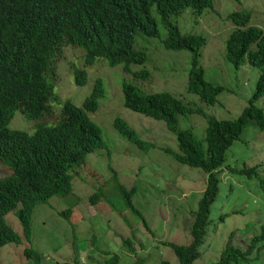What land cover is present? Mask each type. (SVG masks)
I'll use <instances>...</instances> for the list:
<instances>
[{
  "label": "rangeland",
  "instance_id": "374dc122",
  "mask_svg": "<svg viewBox=\"0 0 264 264\" xmlns=\"http://www.w3.org/2000/svg\"><path fill=\"white\" fill-rule=\"evenodd\" d=\"M196 16L186 8L181 16L172 17L183 34L205 37L199 53L204 79L224 88L216 102L209 104L190 94L189 73L193 52L188 49L169 50L161 40L167 28L157 23L158 37L136 35L134 46L146 53L143 65L111 67L107 60L97 58L87 64L81 50L64 46L56 62L53 79L47 78L61 102L81 107L101 82L104 94L95 101L97 109L89 117L99 126L103 144L88 152L79 166L69 171L70 190L64 196H53L39 203L30 215L31 234L22 233V225L14 211L5 214V221L20 236V243H7L0 248V264H34L24 256L26 248L41 253V264H105L111 256L117 264H177L174 252L166 245H186L192 241V225L199 198L207 186L208 174L173 160L162 147H177L176 133L161 119L144 116L124 106L122 84L134 85L144 94L168 93L193 108V113L179 116V127H191L205 145L207 116L236 119L248 104L256 88L259 70L242 66L236 70L226 58V39L234 28L229 14L250 11L248 25L264 33V0H212ZM141 70L146 79L133 78ZM83 74L85 82L77 85L74 72ZM264 113V95L256 101ZM55 103L52 113L30 119L19 110L8 126L32 131L37 121L54 122L60 115ZM122 118L144 141L138 147L114 127L115 118ZM243 167L254 168L248 176ZM234 169L235 172H230ZM219 192L211 205V228L206 230L201 256L194 264L218 262L225 244L240 252H249L242 264H264V130L250 120L238 138L228 147L221 166ZM10 174L0 165V177ZM117 181L127 189L134 188L131 203L137 215L118 196ZM94 192L101 195L91 201ZM70 210L68 216L61 212ZM133 212V213H132ZM220 217V219H219ZM94 242L95 248L92 243Z\"/></svg>",
  "mask_w": 264,
  "mask_h": 264
},
{
  "label": "trees",
  "instance_id": "16d2710c",
  "mask_svg": "<svg viewBox=\"0 0 264 264\" xmlns=\"http://www.w3.org/2000/svg\"><path fill=\"white\" fill-rule=\"evenodd\" d=\"M196 16L206 8H213L212 0H0V165L10 174L0 177V248L7 243H20V236L5 221V214L14 211L27 238L31 234L30 215L39 203H46L53 196H64L70 190L69 171L79 166L88 152L103 144L99 126L88 112L97 109L95 101L102 97L100 82L93 94L81 107L69 101L61 102L48 79H53L56 62L61 59V47L70 44L86 51L87 64L97 58L107 60L111 67L123 65L128 72L130 65H143L146 53L134 46L136 35L158 37L157 23L151 14L153 8L158 20L167 28L161 40L169 50L188 49L193 52L189 73V93L213 104L224 91L204 79L199 65L200 49L205 37L183 34L172 17L181 16L186 8ZM234 28L226 39V58L236 70L242 66L259 70L256 88L247 106L236 119H217L207 116L205 145L191 127H179V116L193 113V108L168 93L144 94L134 85L124 82V106L134 112L161 119L167 128L176 133L177 147H162L178 163L198 168L208 174L207 186L199 204L191 233L192 241L186 245L166 244L174 252L177 264H194L201 256L199 250L206 230L211 228V205L219 192L221 166L228 147L238 138L252 120L264 130V113L256 101L264 95V33L248 25L250 11H233L229 14ZM148 72L141 70L133 78L146 79ZM48 78V79H47ZM77 85L85 82L83 74L75 71ZM60 106V115L54 122L37 121L32 131L8 126L16 110L27 118L40 119L52 113L53 105ZM114 127L138 147L144 141L120 117ZM235 172L234 169H229ZM250 176L254 168L243 167ZM221 174V175H220ZM118 196L134 213H140L131 203L134 188L127 189L116 177ZM264 191V180H260ZM101 193L94 192L91 201ZM132 212V213H133ZM70 210L61 212L68 216ZM220 219V217H219ZM264 235V233H262ZM92 246L95 248L94 242ZM24 256L41 264V253L32 248ZM249 252H240L233 245L225 244L218 262L212 264H242ZM105 264H117V257L110 256Z\"/></svg>",
  "mask_w": 264,
  "mask_h": 264
},
{
  "label": "clouds",
  "instance_id": "9594fccd",
  "mask_svg": "<svg viewBox=\"0 0 264 264\" xmlns=\"http://www.w3.org/2000/svg\"><path fill=\"white\" fill-rule=\"evenodd\" d=\"M192 34H193V33H192ZM194 35H196V34H194ZM64 46H67V47H73V48H75V49H79V50L82 51L83 54H86L85 49H82L81 47L73 46V45H70V44H63L62 47H61V50H62V48H63ZM208 83H211V82H208ZM211 84L214 85V86H217V85H215V84H213V83H211ZM125 107H126V106H125ZM129 110H130V109H129ZM166 245H167V244H166Z\"/></svg>",
  "mask_w": 264,
  "mask_h": 264
}]
</instances>
